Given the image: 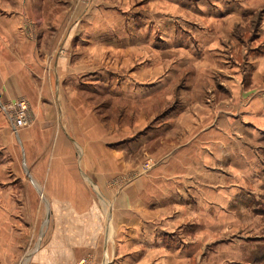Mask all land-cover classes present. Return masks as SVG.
<instances>
[{
    "label": "crops",
    "instance_id": "crops-1",
    "mask_svg": "<svg viewBox=\"0 0 264 264\" xmlns=\"http://www.w3.org/2000/svg\"><path fill=\"white\" fill-rule=\"evenodd\" d=\"M47 1L0 0V264H264V0Z\"/></svg>",
    "mask_w": 264,
    "mask_h": 264
},
{
    "label": "rangeland",
    "instance_id": "rangeland-1",
    "mask_svg": "<svg viewBox=\"0 0 264 264\" xmlns=\"http://www.w3.org/2000/svg\"><path fill=\"white\" fill-rule=\"evenodd\" d=\"M56 5H58V1L57 0H48L47 1V6L46 7H52L53 9H55V7H57ZM153 7V6H152ZM167 9L171 10V6L167 5ZM58 10V8H57ZM188 18H191V16ZM232 23V21H231ZM259 24V20H258V16H255L253 18H251L250 20H246L244 21V23L242 24V27H245L244 29L246 30V37L249 39L252 35H254L255 31L254 29H257V26ZM237 26V25H236ZM238 26H240L238 24ZM59 54H66L68 51L64 48H59L57 49ZM122 64H120L121 66ZM131 68V67H130ZM170 91V89H169ZM197 91V90H196ZM91 99L96 100V102L99 104L100 108L102 109L103 114L105 115L106 119L110 120V116L113 117L114 119L116 118H120L122 117L121 115L126 113V106L124 105V101H118L117 104L116 102H110V100L107 99V97L105 96H95V95H90L89 96ZM166 97V96H165ZM156 98L161 99L162 101L160 103H156L152 100V102H138V104H136L135 106H132V108H135V110H137L139 112V114H141L142 116L147 115L150 112V108H154L156 110V108L160 105H162L163 103H165L164 100V95H158L156 96ZM175 105V101L169 103V105L167 106L166 110L169 111V109L171 107H173ZM99 108V107H98ZM120 115V116H119ZM136 118L138 119L139 116H136ZM148 154V153H147ZM145 154L144 157L141 159V164L146 161L148 158H152L153 159V166L149 169L151 170L154 166H156L159 162V160L157 158H154L152 155H147ZM147 155V156H146ZM147 170V171H149ZM135 176H138L136 174H132L129 175L128 177H126L128 180L129 179H133L135 178ZM264 219V218H263ZM254 221V220H253ZM252 225V224H251ZM262 232H264V229L262 230Z\"/></svg>",
    "mask_w": 264,
    "mask_h": 264
},
{
    "label": "built area",
    "instance_id": "built-area-1",
    "mask_svg": "<svg viewBox=\"0 0 264 264\" xmlns=\"http://www.w3.org/2000/svg\"><path fill=\"white\" fill-rule=\"evenodd\" d=\"M2 109L7 113L12 123L13 130L17 133L21 128L27 127L32 123L30 106L28 101L17 98L13 101L2 104ZM153 159L150 157L142 163L143 171L149 170L153 166ZM87 259H82L79 264H86Z\"/></svg>",
    "mask_w": 264,
    "mask_h": 264
},
{
    "label": "trees",
    "instance_id": "trees-1",
    "mask_svg": "<svg viewBox=\"0 0 264 264\" xmlns=\"http://www.w3.org/2000/svg\"><path fill=\"white\" fill-rule=\"evenodd\" d=\"M260 19H261V14L258 16V20H259V22H260ZM173 107H171L170 109H172ZM170 109H169V111H170Z\"/></svg>",
    "mask_w": 264,
    "mask_h": 264
}]
</instances>
